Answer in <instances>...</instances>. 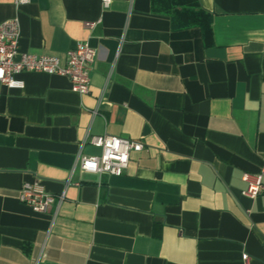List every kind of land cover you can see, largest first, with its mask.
I'll return each instance as SVG.
<instances>
[{"label":"crops","instance_id":"0c3cea01","mask_svg":"<svg viewBox=\"0 0 264 264\" xmlns=\"http://www.w3.org/2000/svg\"><path fill=\"white\" fill-rule=\"evenodd\" d=\"M17 1L0 0L15 60L95 56L85 95L59 75L0 84V264H264V189L242 180L264 167V0H197L207 38L150 0ZM103 134L142 144L120 176L75 163ZM34 183L57 209L19 201Z\"/></svg>","mask_w":264,"mask_h":264},{"label":"built area","instance_id":"2783aa9c","mask_svg":"<svg viewBox=\"0 0 264 264\" xmlns=\"http://www.w3.org/2000/svg\"><path fill=\"white\" fill-rule=\"evenodd\" d=\"M26 3L18 0L16 5ZM103 7L108 6V1L103 0ZM93 24H86L92 28ZM19 24L16 19L0 23V84L7 88H21L20 81L15 76L23 72L43 73L47 75L64 76L70 83V91L78 95H85L89 90V70L94 59L95 51L85 43L76 44L74 49L65 53L64 63L61 64L57 57L35 55L29 53L18 54ZM88 143L100 150L95 156H83L80 153L75 163L85 173L107 174L120 176L127 168L130 152L142 150V144L133 140L124 139L108 134L100 136H85L82 145ZM242 180L246 183L243 194L255 198L264 189V167L256 174L244 173ZM19 201L34 212L45 213L51 206H59L62 195L58 198L45 193L37 184H23ZM243 263L248 264V258L243 256Z\"/></svg>","mask_w":264,"mask_h":264},{"label":"trees","instance_id":"16d2710c","mask_svg":"<svg viewBox=\"0 0 264 264\" xmlns=\"http://www.w3.org/2000/svg\"><path fill=\"white\" fill-rule=\"evenodd\" d=\"M152 10L169 15L176 28L197 26L205 38L210 35V16L197 0H150Z\"/></svg>","mask_w":264,"mask_h":264}]
</instances>
